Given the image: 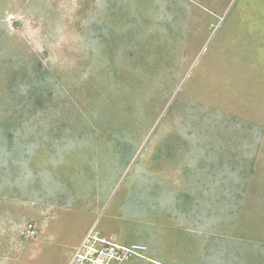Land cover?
<instances>
[{
    "label": "rangeland",
    "instance_id": "374dc122",
    "mask_svg": "<svg viewBox=\"0 0 264 264\" xmlns=\"http://www.w3.org/2000/svg\"><path fill=\"white\" fill-rule=\"evenodd\" d=\"M89 235L264 264V0H0V264Z\"/></svg>",
    "mask_w": 264,
    "mask_h": 264
},
{
    "label": "built area",
    "instance_id": "2783aa9c",
    "mask_svg": "<svg viewBox=\"0 0 264 264\" xmlns=\"http://www.w3.org/2000/svg\"><path fill=\"white\" fill-rule=\"evenodd\" d=\"M91 237L89 235L83 241L72 264H118L129 255L142 256L146 251V246L142 243L125 246L110 243L102 238H94V241L90 242ZM83 250H85L84 253H82Z\"/></svg>",
    "mask_w": 264,
    "mask_h": 264
}]
</instances>
